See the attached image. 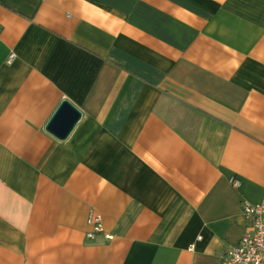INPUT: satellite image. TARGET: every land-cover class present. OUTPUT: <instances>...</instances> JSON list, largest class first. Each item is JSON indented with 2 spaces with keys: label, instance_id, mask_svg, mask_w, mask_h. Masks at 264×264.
<instances>
[{
  "label": "crops",
  "instance_id": "crops-1",
  "mask_svg": "<svg viewBox=\"0 0 264 264\" xmlns=\"http://www.w3.org/2000/svg\"><path fill=\"white\" fill-rule=\"evenodd\" d=\"M263 199L264 0H0V264H222Z\"/></svg>",
  "mask_w": 264,
  "mask_h": 264
},
{
  "label": "built area",
  "instance_id": "built-area-1",
  "mask_svg": "<svg viewBox=\"0 0 264 264\" xmlns=\"http://www.w3.org/2000/svg\"><path fill=\"white\" fill-rule=\"evenodd\" d=\"M15 58L11 52L9 60ZM231 182L237 186L238 179L232 178ZM242 212L248 220V230L243 234L239 243L231 246L225 253L222 264H264V199L260 202L244 200L241 205ZM87 222L93 228L87 233L88 238H94L98 233H104L105 237L112 238L105 233V227L101 216L90 212Z\"/></svg>",
  "mask_w": 264,
  "mask_h": 264
},
{
  "label": "water",
  "instance_id": "water-1",
  "mask_svg": "<svg viewBox=\"0 0 264 264\" xmlns=\"http://www.w3.org/2000/svg\"><path fill=\"white\" fill-rule=\"evenodd\" d=\"M80 116V111L69 101L65 100L60 105L54 119L49 123L48 129L54 130L60 136L65 137L74 127Z\"/></svg>",
  "mask_w": 264,
  "mask_h": 264
}]
</instances>
